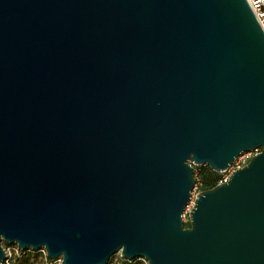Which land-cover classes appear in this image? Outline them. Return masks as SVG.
Here are the masks:
<instances>
[{
    "label": "water",
    "instance_id": "water-1",
    "mask_svg": "<svg viewBox=\"0 0 264 264\" xmlns=\"http://www.w3.org/2000/svg\"><path fill=\"white\" fill-rule=\"evenodd\" d=\"M199 193L195 166L227 172ZM60 264H264V31L247 0H0L2 243Z\"/></svg>",
    "mask_w": 264,
    "mask_h": 264
},
{
    "label": "rangeland",
    "instance_id": "rangeland-1",
    "mask_svg": "<svg viewBox=\"0 0 264 264\" xmlns=\"http://www.w3.org/2000/svg\"><path fill=\"white\" fill-rule=\"evenodd\" d=\"M194 167V177H198V173L201 169L203 171L208 170V166H193ZM235 167L232 166L227 172L219 173L220 180H224L231 176V174L234 172ZM207 191V188L201 185L199 182L195 188V191L193 193V200L192 204L190 205V208L186 211V221L189 218V212L192 208L194 199L196 196L201 193ZM185 228H190V224L184 223ZM4 250L7 254V263L9 264H46L49 260L47 258L46 252L44 250L41 251H34V250H20L18 248L17 244H9L6 242L2 243ZM51 261V260H50ZM52 264H60V260H54L51 261ZM111 264H134V263H123L119 257V255H115L111 261ZM136 264H148V262L144 259H138V262Z\"/></svg>",
    "mask_w": 264,
    "mask_h": 264
},
{
    "label": "built area",
    "instance_id": "built-area-1",
    "mask_svg": "<svg viewBox=\"0 0 264 264\" xmlns=\"http://www.w3.org/2000/svg\"><path fill=\"white\" fill-rule=\"evenodd\" d=\"M247 2L249 3L252 11L256 15V17H257V19H258V21H259V23H260V25H261V27H262V29L264 31V0H247ZM260 152H261V149H257V150H255L253 152L242 154L239 158H237L235 160L234 164L232 165V166L235 167L234 171L242 169L245 166H247L248 163L250 162V160L255 155L259 154ZM229 178L230 177H228V178H226L224 180H220L218 185L227 183L229 181ZM195 181H196V184H195V188H196V186L198 184V181H199V179H198V177H196V175H195ZM183 222L189 224V218L186 221V213L183 215Z\"/></svg>",
    "mask_w": 264,
    "mask_h": 264
},
{
    "label": "trees",
    "instance_id": "trees-1",
    "mask_svg": "<svg viewBox=\"0 0 264 264\" xmlns=\"http://www.w3.org/2000/svg\"><path fill=\"white\" fill-rule=\"evenodd\" d=\"M195 174H198V179H199L198 182L201 185H203L204 187H206L207 190H210V189H213L214 187H216L220 181V176H221L219 173L214 172L210 167H208L207 171H203V169H201L198 173H195ZM112 259H111V261H112ZM120 259L123 263H134V264H136L138 262V259H136L134 261H126L122 258H120ZM111 261L109 264H111ZM4 264H9V263L5 262ZM46 264H52V262L50 260H48Z\"/></svg>",
    "mask_w": 264,
    "mask_h": 264
}]
</instances>
